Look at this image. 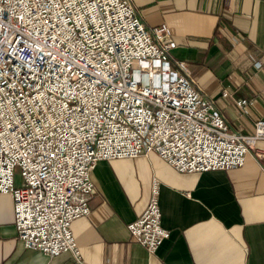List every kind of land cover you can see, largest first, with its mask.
I'll list each match as a JSON object with an SVG mask.
<instances>
[{
	"label": "built area",
	"instance_id": "built-area-1",
	"mask_svg": "<svg viewBox=\"0 0 264 264\" xmlns=\"http://www.w3.org/2000/svg\"><path fill=\"white\" fill-rule=\"evenodd\" d=\"M175 46L130 0H0V195L25 248L86 264L71 224L91 213L99 161L155 153L180 173L232 170L264 140V118L252 134L230 127ZM158 193L152 179L127 226L151 254L169 238Z\"/></svg>",
	"mask_w": 264,
	"mask_h": 264
},
{
	"label": "crops",
	"instance_id": "crops-1",
	"mask_svg": "<svg viewBox=\"0 0 264 264\" xmlns=\"http://www.w3.org/2000/svg\"><path fill=\"white\" fill-rule=\"evenodd\" d=\"M130 1L147 28L168 27L176 42L171 59L185 62L230 127L252 134L264 118V0ZM245 99L241 108L236 102ZM245 162L232 170L180 173L155 153L99 161L91 173V213L71 224L83 261L264 264V140ZM152 179L159 183L161 223L169 231L154 254L127 228L145 210ZM72 258L25 248L12 199L0 195V264H70Z\"/></svg>",
	"mask_w": 264,
	"mask_h": 264
},
{
	"label": "rangeland",
	"instance_id": "rangeland-1",
	"mask_svg": "<svg viewBox=\"0 0 264 264\" xmlns=\"http://www.w3.org/2000/svg\"><path fill=\"white\" fill-rule=\"evenodd\" d=\"M15 178H16V182H18V179H19V169L16 170V176H15Z\"/></svg>",
	"mask_w": 264,
	"mask_h": 264
}]
</instances>
